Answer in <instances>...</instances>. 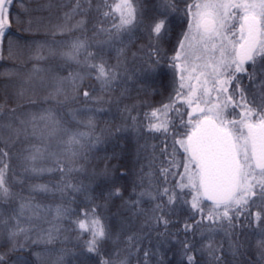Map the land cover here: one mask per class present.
Returning <instances> with one entry per match:
<instances>
[{
    "label": "trees",
    "instance_id": "1",
    "mask_svg": "<svg viewBox=\"0 0 264 264\" xmlns=\"http://www.w3.org/2000/svg\"><path fill=\"white\" fill-rule=\"evenodd\" d=\"M199 2L175 0L173 10L165 7V0H132L137 22L118 30L120 13L113 9L122 0H79V8L77 0H14L5 35L0 37V126L11 123L27 131L17 138L0 127V148L9 154L0 157L8 164L10 189L8 198H0L4 264H101L102 260L186 264L185 240L195 248L196 264H264V249L259 246L264 240V201L256 198L229 226L227 221L203 219L191 208L188 189L173 204L162 195L164 188L169 194L181 192L176 185L183 167L172 168L167 180L161 169L169 166L173 137L184 131L181 121H188L191 109L177 101L167 116L158 113L160 121H168L167 133L149 130L150 123L158 122L151 113L163 110L176 95L179 75L168 62L188 31V5ZM160 13L167 14L170 31L162 41L156 66L148 22ZM77 42L83 47L76 60L67 59L64 53ZM101 59L116 66V79L105 88L90 67ZM245 67L247 73L237 74L240 86L248 100L255 96L259 102L264 95V60L257 57L255 64L249 62ZM253 72L256 78L250 80ZM77 74L82 79L74 86L71 77ZM58 79L64 82L56 94ZM235 83L226 85L229 93ZM235 100L241 103L238 93ZM241 110L237 107L235 112ZM232 111L229 105L228 112ZM49 114L52 120L39 119ZM21 120L26 123L21 125ZM71 136L80 143L70 148ZM36 148L40 153L33 161L29 157ZM176 148L177 159L182 161L183 151ZM116 187L121 195L109 197ZM140 192L152 195L141 197ZM137 200L138 204L126 203ZM22 204L27 207L20 217L21 226L29 231L10 242L8 231ZM93 209L109 234L97 252L87 250L90 233L78 227L86 213L91 218ZM257 212L262 214L260 221L255 218ZM160 217L168 221L166 226ZM186 224L193 226L190 231H185ZM14 244L16 250H12ZM209 244L214 252L208 250Z\"/></svg>",
    "mask_w": 264,
    "mask_h": 264
},
{
    "label": "snow or ice",
    "instance_id": "2",
    "mask_svg": "<svg viewBox=\"0 0 264 264\" xmlns=\"http://www.w3.org/2000/svg\"><path fill=\"white\" fill-rule=\"evenodd\" d=\"M13 2L14 0H0V37L5 35L8 12ZM76 7H80L79 0ZM165 7L174 10L175 0H165ZM113 11L120 13V24L115 25L118 30L133 26L137 22V8L132 0H122ZM187 14L190 16L188 31L183 34L175 54L168 62V66L179 75V87L170 104L163 105V110L156 109L151 113V117L158 122L149 124V130L156 132L163 130L167 133L168 121H160L158 113L162 111V114L167 116L168 110L174 107L177 101L191 109L187 113L188 121H181L184 131L175 133L173 137L169 166L161 169V174L167 180L172 168L183 167L184 171L180 174L181 181L176 185L181 192L172 191L169 194V189L164 188L162 195H167L168 203L173 204L178 196L188 189L192 195L191 208L200 213L203 219L213 223L227 221L229 226H233L234 216L238 217L250 203H255L256 198L264 201V95L260 96L259 102L255 96L252 100H248L237 76L239 73H247L245 65L249 62L255 64L257 57L264 60V0H202L199 3L189 4ZM105 15L107 16L108 13ZM148 30L154 40L151 49L155 58L153 64L159 66L163 52L161 44L170 31L167 14L160 13L152 17L148 22ZM81 47H83L82 43H74L71 51L64 53V56L69 60H76ZM90 67L95 71V78L101 83L102 88L116 79V66H109L103 59L99 63L91 64ZM255 78V72L249 74L250 80ZM64 79L57 80L56 94L61 92ZM71 79L75 86L76 80L82 77L77 74ZM233 80L236 83L233 92L229 93L226 85H231ZM193 81L195 83H192ZM261 87L264 88V81L261 82ZM184 89H187L186 93ZM213 92L216 93L215 98H212ZM236 93L239 94L241 103L236 102ZM83 95L88 97L89 92L84 91ZM222 95L223 99H221ZM229 105L232 106V112H228ZM237 107L242 109L239 113L235 112ZM2 111L3 109L0 108V112ZM10 111L14 113L15 109ZM229 116L233 118L230 119ZM35 119L36 117L33 116L32 121ZM39 119L52 120V117L51 114L42 115ZM25 123L23 120L20 121L21 125ZM0 127L8 129L17 138L22 131H27V129L13 128L11 123ZM67 143L71 148L80 141L76 136H71ZM176 145L183 151L182 161L177 159ZM39 153L40 149L36 148L29 159L36 160ZM8 155L6 150L0 148V157ZM0 164H2L0 198L6 199L10 196L7 185L8 164L3 161H0ZM72 170L68 169V171ZM33 171L36 169L34 168ZM171 174L176 175L174 172ZM38 187L47 190L44 186ZM66 187L72 185L68 184ZM108 195L119 196L121 189L116 187ZM139 195L143 197L152 194L140 192ZM204 201H209L210 204L204 205ZM126 203L138 204L139 200ZM25 207L27 205L22 204L20 213L13 217V224L8 231L10 242L15 241L22 234L27 236L29 229L21 226L20 219ZM156 208H160V205ZM205 208H207L206 215H204ZM57 213L60 214L59 209ZM255 218L257 221L262 220V214L255 213ZM158 219L163 221L165 226L167 225L168 221L163 217ZM3 223L7 225L8 221ZM78 227L82 232L90 233L91 238L86 242L89 252H97L109 236L105 226L96 217L95 209L91 212V218L86 213L85 219L78 221ZM192 227L186 224L185 231H190ZM52 239L49 233L48 240ZM132 240L133 238L129 237V242ZM182 244L186 264H196V257L192 254L195 251L194 246L187 240ZM259 246L264 249V240L259 242ZM207 247L210 252H214L211 244ZM12 250H16L15 244ZM147 255L148 253H145V256ZM216 259L219 260V257ZM0 264H4L3 255H0ZM101 264H116V262L102 260ZM118 264H127V262L119 260Z\"/></svg>",
    "mask_w": 264,
    "mask_h": 264
},
{
    "label": "water",
    "instance_id": "3",
    "mask_svg": "<svg viewBox=\"0 0 264 264\" xmlns=\"http://www.w3.org/2000/svg\"><path fill=\"white\" fill-rule=\"evenodd\" d=\"M208 203H210L209 201H207Z\"/></svg>",
    "mask_w": 264,
    "mask_h": 264
},
{
    "label": "rangeland",
    "instance_id": "4",
    "mask_svg": "<svg viewBox=\"0 0 264 264\" xmlns=\"http://www.w3.org/2000/svg\"><path fill=\"white\" fill-rule=\"evenodd\" d=\"M195 11V10H194Z\"/></svg>",
    "mask_w": 264,
    "mask_h": 264
}]
</instances>
